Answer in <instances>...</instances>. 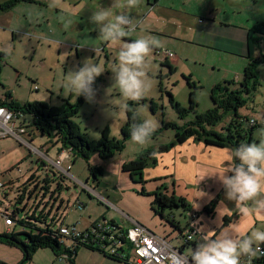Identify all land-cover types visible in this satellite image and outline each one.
Instances as JSON below:
<instances>
[{
    "label": "rangeland",
    "instance_id": "obj_1",
    "mask_svg": "<svg viewBox=\"0 0 264 264\" xmlns=\"http://www.w3.org/2000/svg\"><path fill=\"white\" fill-rule=\"evenodd\" d=\"M71 1V0H67ZM245 1V0H241ZM51 0H31L15 3L11 9L0 15L4 20H10L9 26H1L0 29V53L6 54L4 60L0 63V91L8 92L12 90L13 100L20 104L33 101H41L49 105H60L64 100L68 99L70 103H75L79 96L75 92L69 91L67 86V77L69 71H76L83 66L86 60L91 59V62L101 65L105 71L95 79L93 88L95 89V102L89 103L85 101L78 108L77 116H74L73 121L79 126L81 133H85L88 140H97L101 137V132L104 128H108V135L110 137L120 138V127L126 121L125 110L121 109L120 105L127 103L122 97L118 85L113 79L114 73L111 71L113 67L118 65V53L123 42L117 43L114 47L109 46L105 50L101 48L95 49L94 42L95 35L93 31V23L84 18H79L78 26L75 31L64 27V23L71 20L74 15L71 10L63 12L61 8L49 7ZM256 5L250 2L245 8H241L240 18L246 20L248 17L251 20L264 19V1L257 0ZM65 7L66 4H64ZM229 3L226 1V9ZM221 13V9H220ZM228 20L232 21L230 12L224 13ZM64 17V21L60 18ZM254 17V18H253ZM227 20V19H226ZM62 28L65 34L62 32ZM69 29V30H68ZM24 35L20 31H24ZM28 30H31L28 32ZM70 34L71 38L67 44L61 42ZM97 34V33H96ZM263 48L264 55V40L260 43ZM117 47V48H115ZM159 55L164 57V51H170L166 47H159ZM173 51V50H172ZM186 60L180 62L178 69L175 71H168L167 66L158 61L157 58L152 59L151 56L146 57L144 71L146 79L150 83V90L144 97L134 106L136 112L142 117L143 121L146 119L157 122L155 135L151 136L150 140L140 145L132 141L131 137L124 140V147L121 151L116 152L113 156L107 159H101L96 153H92L88 159L82 157L69 158L61 162V167L56 166L55 159L52 160L53 153H55L56 145L46 136H42L33 130H28V135H24L26 141L30 146L24 142L17 140L15 136L0 138V175L4 182V186L0 187V233L5 232L7 228L9 231H20L22 228L17 222L24 213L30 211L34 202L40 199L39 208L45 210L51 209V214L56 213L58 220L54 222V227H59L62 223V228H70L75 226L77 230L83 227L84 221L87 218V213L91 217L102 215L110 208L104 203L101 194L105 190H113L115 198H123L122 203L124 207L134 208L132 204H140L142 198H153L152 191L161 192L167 191L169 188L168 181H157L158 189L149 191L147 189L148 181L153 178L145 177L144 169L150 168L155 171H161L162 166L155 168L158 164V153L154 154V162L149 163L142 171V177L129 174L123 180L121 176L119 179L113 173L119 171L117 160L122 159L129 161L147 149H156L159 145L168 144L174 139L175 129L173 127H165L162 122H170L177 126H182L188 121L194 119V114L188 112L184 116L179 114L170 105L169 97L166 94L170 92L173 99L180 107H187L189 105L188 88L184 76L194 83L196 86V79L191 76L201 77L200 86L195 89V111L201 113L212 106L210 99V82L219 80L223 74L227 73L224 69L230 66L235 67L239 62H230L228 57L218 60V56L212 52L206 53L204 58L202 51L197 47H184ZM160 59V57L158 56ZM258 58V57H257ZM213 63L214 65H212ZM247 65V63H246ZM245 65V66H246ZM244 66V67H245ZM257 71L259 76V86L254 95L246 98V105L239 111H246V113L253 116V119H261V114H264V56L260 58L257 63ZM166 73V74H164ZM241 73V72H240ZM241 79V76H239ZM233 78V76H231ZM226 80V79H225ZM36 86V89H34ZM0 95L2 93L0 92ZM6 95V94H5ZM155 103V111L150 110L151 103ZM111 107V108H110ZM114 113V116L107 114V109ZM231 113L225 115L223 121L216 126L217 129L223 127L230 118ZM17 125L23 123L28 125L32 122V116L28 113L14 119ZM32 128H34L32 123ZM29 128V127H28ZM264 127L253 128L251 132L252 143L259 144L261 142V132ZM258 139V140H257ZM264 139V137H263ZM46 147L53 148L46 151ZM170 146L161 154H167L173 150ZM44 154V155H43ZM48 156H51L50 159ZM114 160V161H113ZM40 161L45 163L41 164ZM115 162V163H113ZM165 163V161L160 162ZM88 165L98 166L101 168V173L97 174L95 179L90 171L87 169ZM154 167V168H153ZM109 170V171H108ZM147 170L146 175H148ZM163 170V169H162ZM110 174L107 177V173ZM48 175L49 189L45 195L42 196L44 188V179ZM31 175L35 176L39 187L28 197V193L34 190L33 186L36 182L29 183ZM152 176V173L149 174ZM107 177V178H106ZM113 177V178H111ZM160 180V178H157ZM162 179V178H161ZM129 180L137 185L136 188L130 187ZM174 181V180H172ZM127 182V185L125 184ZM56 183L60 184V188L55 192V198H50L51 193L56 188ZM80 183L94 187V192L84 190ZM116 186H119L116 191ZM26 187L25 197L21 202H17V196ZM98 189V190H97ZM136 189V190H135ZM129 192L134 193L137 197L125 199V195ZM99 193V194H97ZM99 196V197H98ZM101 196V197H100ZM102 200V201H101ZM45 203L46 206L44 205ZM154 207L158 208L157 202L153 201ZM24 205H26L24 207ZM81 205V207H80ZM14 207L19 208V212L15 217V221L11 225L5 224V215L11 214ZM124 214V212H122ZM98 216V217H99ZM190 218V217H189ZM98 220H102V217ZM129 228V227H128ZM23 238V235H20ZM23 253L14 246H9L0 243V264H19L22 261ZM76 264H122L103 256L99 251H91L85 247H79L76 255ZM23 264H69L65 259H61L49 249L41 248L36 250L31 258Z\"/></svg>",
    "mask_w": 264,
    "mask_h": 264
},
{
    "label": "crops",
    "instance_id": "obj_2",
    "mask_svg": "<svg viewBox=\"0 0 264 264\" xmlns=\"http://www.w3.org/2000/svg\"><path fill=\"white\" fill-rule=\"evenodd\" d=\"M5 1L7 0H0V3ZM226 1L229 3V6L227 5L228 9L224 6ZM256 1L257 0H245L242 2L241 0H141L140 6L131 9L129 13L136 24L135 31L131 32L119 42L121 43L124 41V43H126L142 37L158 39L161 42V47L164 46L171 50L173 53L172 57L165 58L164 56L162 58L161 55L156 54V50H158L159 47H154L148 56H151L152 59L157 58L158 61L164 63L169 72H176L180 62L186 60L187 56L184 53V47L187 46L200 49L204 58L208 52L216 54L218 60L223 59L226 55L230 62L239 63H237L235 67H225L224 70L227 73L223 74L221 79L211 81L209 85L210 89L212 86L223 82L225 79L238 81L240 80L239 76L242 77L244 66L249 60L247 48L248 30L257 22L264 21V19L251 20L249 17L243 20L239 17L241 14L240 11L241 8L246 7L248 2L256 5ZM21 2H23V0L17 3ZM120 2L123 3L124 0H120ZM63 4H66L67 8H69L74 15L71 19L72 23L68 27L71 31H75L76 26H78L77 21L79 18H84L85 15H87L86 20L93 23L90 18L93 12L100 8L107 9L113 16L128 11L123 8L115 7L114 0H63ZM10 9L11 7L5 11H0V15ZM224 11L230 12V16H232V18L235 17V19L230 21L231 19L226 17V20L224 18L225 14H223ZM1 21L2 19L0 18V29L2 25L8 27L10 24V20ZM30 31L31 30H28V32ZM24 32L25 30L20 31L23 35ZM62 32L65 34L63 28ZM93 32H95L93 36L96 38L93 44L95 49L101 48V50H105V48H108L110 45L114 47L117 44L102 41L99 37V29L94 23L91 33ZM255 36L256 35H254V37ZM64 37L66 38L65 41L63 39L61 40L64 44H67L66 42H68L70 38L71 41L73 40L70 34ZM263 40L264 39L260 40L254 47L251 54L252 58H261L264 56L262 51L263 48L260 46ZM211 64L214 65L213 63ZM181 75L185 76L184 73ZM191 76L196 79V87H201V77L194 75L193 72H191ZM231 76H233V78H231ZM186 86L189 91V86ZM0 92L2 93L0 99L9 98L7 94H10L12 100L14 99L12 90L8 89V92L5 93L6 95L3 94L4 92L2 91ZM239 113L241 115H246L249 119H253V116L246 113V111L243 112L241 110ZM263 119L264 114H261V119H253L255 123L253 125L248 124V126H256L255 128L264 127L261 124ZM228 120L229 118L227 121ZM35 130H33V132ZM252 131L253 129L251 132ZM261 139H263L262 136ZM173 148L174 149L167 154L158 153L159 160L157 159L158 164L155 168L161 165L163 170H150L151 167L144 169L145 177L150 179L153 178V180L148 181L147 189L149 191L156 189L158 186L157 181H168L169 188L166 192H173L177 196L184 197L188 204L185 208L177 206L161 207L158 209L154 207V203H151L153 198L147 197L142 198L139 205L136 203L132 204L131 206L134 209L131 210V208L123 206L122 200L124 197L122 199H117L113 196V190H105L101 196L104 199V203L110 206V208L102 213V215H97V217H91L90 214L87 213L86 219L88 220L82 217L84 224L80 230L87 229L93 223L98 222V219L101 217H104L109 222H114L123 229L130 227L133 222H138L155 234L166 237L170 240L172 245L180 247L183 252L189 256L192 250H194V247L192 244L183 245V239L180 234L186 227L194 228L201 237L207 234L211 236L212 239H216L222 233L228 232L250 235L251 231H264V209H257L251 201H249L247 205H237L235 201L228 200L226 198L225 188L218 179V173H211L217 171L222 172L224 166H227L228 162L225 161L223 164V161L227 153L233 150L231 145L226 144L223 147L207 146L201 141L189 138L182 143H176ZM45 149L48 152L53 148L46 147ZM54 149L56 152L53 153V158L48 156L50 159L52 158V160L57 157L58 146L56 145ZM54 161L56 162V159ZM163 161H165V163H160ZM123 162L125 161L122 159L117 160L116 164L120 170L113 173L117 179L122 176L124 180L128 175L127 172L121 170ZM147 170H150L148 175H146ZM150 173H152V176L149 175ZM109 174L110 172L107 173V177ZM202 175H204V177L200 179ZM226 175L231 176L230 172L226 173ZM157 178H160V180ZM125 184L127 185V182ZM129 184L130 187L137 189V185L132 181L129 180ZM116 185L117 184H115L117 191L119 186ZM88 186L94 189L91 185L88 184ZM95 191L96 190H94V192ZM116 194H118V191ZM135 197H137V195L132 192L125 195L127 202L128 199L134 201ZM242 207L247 208V214L241 211ZM155 208L158 209L157 212L154 210ZM205 208L209 210L206 211ZM122 212H124V214ZM190 213H195L196 216L189 218ZM60 225L62 226V223ZM9 230L10 228L6 229V231ZM70 243L68 239H65L63 246H68ZM82 246H77L74 262L76 260L78 248ZM83 247L91 251H98L90 249L89 246ZM260 247L264 250V243H262ZM102 254L106 256L105 253ZM243 256L244 255H241L240 257V264ZM106 257L109 258L108 256ZM59 258L66 260L64 257ZM117 262L125 264L123 261Z\"/></svg>",
    "mask_w": 264,
    "mask_h": 264
},
{
    "label": "trees",
    "instance_id": "obj_3",
    "mask_svg": "<svg viewBox=\"0 0 264 264\" xmlns=\"http://www.w3.org/2000/svg\"><path fill=\"white\" fill-rule=\"evenodd\" d=\"M22 0H7L0 3V11H5L15 3ZM24 1V0H23ZM26 1V0H25ZM31 1V0H27ZM254 35H256L254 37ZM264 39V21L257 22L247 33V48H248V62L242 72L240 80H224L221 83H217L210 89V99L212 106L209 109L201 113L195 111V89L194 83L191 82L187 76H184L187 85L189 86V105L185 108L180 107L178 103L173 99L170 92L166 91L169 97L170 105L179 114L184 116L189 111L194 114V119L188 121L182 126L170 122H162L165 127H173L175 129L174 139L168 144L159 145L156 149H147L140 152L137 157L129 161H125L121 165V170L127 172L129 176L133 178V175H138L141 179L143 169L149 164L154 162V154L166 151L170 146H174L176 143H182L185 140L192 138L194 140L201 141L207 146L223 147L229 144L233 149L239 147L240 144L251 143V130L256 126H248L250 119L246 115H241L239 110L246 105V98H251L257 91L259 86V76L257 71V63L260 58H252L251 54L254 47L259 43L260 40ZM4 53H0V63L4 60ZM1 69V68H0ZM9 98H5L0 101L1 104L6 105L9 108H14L22 113H28L32 116V123L36 131L42 136L48 137L52 142V145L58 146V152L63 149H67L71 152L73 158L82 157L88 159L92 153H96L101 159H107L113 156L114 153L119 152L124 147V140L131 137V126L133 123H142V117L136 112L135 107L137 102L128 101L127 109L125 110L126 121L120 127V138L110 137L108 134V128L102 130L101 137L97 140H88L85 137V133H81L79 126L73 121V117L77 116L78 108L85 101L84 96H79L75 103H70L68 99L60 105H49L41 101L26 102L20 104L15 100H12L10 94H7ZM155 103H151L150 110L155 111ZM231 113L229 120L223 127L217 129L216 126L223 122L226 114ZM247 125V126H246ZM155 135V132L152 136ZM41 164L45 163L40 161ZM237 164L239 160L235 161ZM46 166V165H45ZM90 174L95 178L97 174L101 173V168L98 166H87ZM232 175V173H230ZM36 182L34 184V190L28 193L30 197L39 187L34 175L29 178V183ZM45 184L40 186L44 188L43 195L49 189L48 175L44 179ZM4 186V183H3ZM2 186V187H3ZM1 187V188H2ZM60 188V184L56 183V188L51 193L50 198H55V192ZM159 187H157L158 189ZM26 193V187L17 196V202H21ZM154 199L157 202L158 209L161 207H183L185 208L188 204L184 197L177 196L173 192L167 193L161 192L159 189L153 191ZM41 199L38 202H34L30 211L24 213L17 222L21 226L20 231H5L0 233V243L14 246L23 253L22 261L19 264L25 263V261L31 258V255L38 249L49 248L57 257L64 254L69 264H75L74 256L77 246L74 249H69L64 245L65 236L60 234V228L54 227V222L58 220L56 213L50 216L51 209L45 210L44 207L39 208ZM47 203L44 205L46 206ZM26 205H24L25 207ZM157 208L154 210L157 212ZM208 211V208H205ZM19 212V208L14 207L11 214L5 215L15 221V217ZM105 218L99 222H105ZM98 222L93 223L87 228H93ZM105 226L106 224L114 226L116 229L120 228L117 224L110 221L108 223H100ZM20 235L24 237L21 238ZM67 240V239H66ZM196 242L192 245L195 249ZM82 246V245H81ZM88 247L89 245H83ZM90 249H95L101 253H105L103 250L89 246ZM119 252L121 250L119 249ZM119 252L115 255L107 254L106 256L115 261L127 262V255ZM0 263L1 260H0ZM252 264H264V257L255 259Z\"/></svg>",
    "mask_w": 264,
    "mask_h": 264
},
{
    "label": "clouds",
    "instance_id": "obj_4",
    "mask_svg": "<svg viewBox=\"0 0 264 264\" xmlns=\"http://www.w3.org/2000/svg\"><path fill=\"white\" fill-rule=\"evenodd\" d=\"M140 3L141 0H124L123 3L114 0L115 7L128 10L114 16L104 8L94 11L90 19L98 27L100 39L116 44L135 31L136 24L129 13L131 9L139 7ZM49 7H59L63 12H69L63 0H51ZM60 19L64 21L63 16ZM71 23L72 21L68 20L64 23V27L68 28ZM161 46L158 39L142 37L126 42L120 47L119 63L111 71L125 101H139L150 90L151 85L144 71L146 57L154 47ZM5 51L7 54L9 50ZM104 71L101 65L91 62V59L86 60L78 70L68 72L69 91L75 92L76 96H84L89 103L95 102L96 93L93 84ZM120 107L126 110L128 106L127 103H123ZM110 108L107 109V114L113 117L114 113ZM252 122L255 123V120ZM157 127V122L150 119L142 123H133L132 141L140 145L146 144ZM261 136L264 137V130ZM236 159L239 160L238 164L235 162ZM225 161L228 163L222 172L211 173H218V179L225 188L226 198L235 201L237 205H247L251 201L257 209H264V139H261L259 144H240L227 153L223 164ZM228 172L232 175H226ZM241 211L247 214L248 210L242 207ZM262 243H264V231L260 230L251 231L250 235H241L238 232L222 233L216 239L204 234L190 254L191 262L192 264H240L241 255L247 256L251 262L252 259L264 257V250L260 247Z\"/></svg>",
    "mask_w": 264,
    "mask_h": 264
},
{
    "label": "built area",
    "instance_id": "obj_5",
    "mask_svg": "<svg viewBox=\"0 0 264 264\" xmlns=\"http://www.w3.org/2000/svg\"><path fill=\"white\" fill-rule=\"evenodd\" d=\"M159 49L156 54H159ZM173 53L164 51L165 58L172 57ZM36 89V86H34ZM3 99H0V101ZM24 115L14 108H9L0 103V138L15 136L17 140L24 142L30 146L24 137L28 135V130L32 128V122L28 125L23 123L17 125L14 119ZM253 119H250L249 124L253 125ZM264 121V119L262 120ZM262 124V122H261ZM264 126V124H262ZM29 127V128H28ZM31 149L35 150L30 146ZM71 152L63 149L57 153L56 166L61 167L60 163L63 160L71 158ZM3 181L0 175V187L3 186ZM82 188L88 192H94L93 188L84 183H80ZM95 193V192H94ZM99 197V196H98ZM101 197V196H100ZM81 207V205H80ZM196 216L195 213H190L189 217ZM5 224L11 225L10 218L5 216ZM109 221L99 222L93 228L85 230H77L75 226L70 228H60V234L65 236L71 243L67 246L69 249H74L76 246L89 245L103 250L107 254L115 255L119 252L121 256L127 255L129 264H192L191 257L187 255L180 247L171 244L170 240L164 236H160L149 230L143 224L133 222L127 229H116L114 226L108 225ZM100 223H105L103 226ZM183 245H189L193 242L201 241L200 234L192 227H186L181 232ZM60 257H64L62 254ZM255 259L249 262L247 256H243L241 264H252Z\"/></svg>",
    "mask_w": 264,
    "mask_h": 264
}]
</instances>
